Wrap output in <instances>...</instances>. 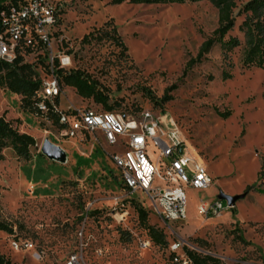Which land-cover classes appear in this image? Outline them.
Wrapping results in <instances>:
<instances>
[{
	"label": "rangeland",
	"instance_id": "374dc122",
	"mask_svg": "<svg viewBox=\"0 0 264 264\" xmlns=\"http://www.w3.org/2000/svg\"><path fill=\"white\" fill-rule=\"evenodd\" d=\"M53 1L59 9L54 53L71 58L65 70L83 72L108 95L116 114L173 119L204 159L212 183L206 189L185 185L187 218L166 225L147 195L125 187L111 158L121 149L100 137L65 136L55 115L36 104L24 106L20 94L0 87V117L36 139L28 159L12 146L0 154V221L13 230L0 229V253L13 264H69L73 255L80 264H175L169 245L181 239L185 247L223 264H264V67L244 68L242 47L226 54L219 42L188 67L219 27L218 10L208 0ZM247 1L237 0L236 12ZM242 20L237 17L226 40L243 41ZM108 21L125 42L126 54L107 39L83 42ZM49 56L37 51L24 53L23 60L45 78ZM224 72L231 77L224 80ZM59 103L63 109H102L70 86L62 87ZM46 143L58 151L48 154ZM147 149L155 160L153 141ZM256 184L262 188L247 190ZM220 193L247 195L220 215L200 214L199 204L213 202ZM140 207L148 212L147 224L164 232L168 246L152 241Z\"/></svg>",
	"mask_w": 264,
	"mask_h": 264
},
{
	"label": "built area",
	"instance_id": "2783aa9c",
	"mask_svg": "<svg viewBox=\"0 0 264 264\" xmlns=\"http://www.w3.org/2000/svg\"><path fill=\"white\" fill-rule=\"evenodd\" d=\"M58 16L59 9L53 0H0V61L13 63L24 53L49 51L50 74L42 78L37 107L55 114L67 137L80 136L84 140L101 133L109 146L121 149L111 153V158L122 172L125 187L147 195L155 213L166 225L184 221L187 218L185 185L206 189L212 183L204 159L168 116L161 119L147 113L138 120L91 107L70 105L63 109L59 103L62 88L56 71L67 69L71 58L65 53H54ZM151 141L157 153L155 160L147 149ZM228 208L231 207L225 208L218 198L211 203L203 201L198 206L199 213L206 217L220 215ZM185 245L181 239L170 244L175 264H194ZM68 263L80 264V261L73 255Z\"/></svg>",
	"mask_w": 264,
	"mask_h": 264
},
{
	"label": "trees",
	"instance_id": "16d2710c",
	"mask_svg": "<svg viewBox=\"0 0 264 264\" xmlns=\"http://www.w3.org/2000/svg\"><path fill=\"white\" fill-rule=\"evenodd\" d=\"M111 4L119 5L125 2L133 4H184L186 2H200L204 0H109ZM219 14V27L214 31L211 38L205 40L200 47L196 58L188 62V67L194 66L203 60L206 54L216 43H221L226 54L231 53L236 48L242 47L241 63L244 68L264 67V0H248L236 12L238 8L237 0H208ZM243 17L239 25V31L243 34V41L238 36H231L226 40V36L235 26L237 17ZM1 32V24H0ZM107 39L126 54L128 48L119 34L116 26L111 22H106L102 27L94 29L84 36V43H91L93 40ZM47 75L50 74L48 65H45ZM61 88L70 86L75 88L78 95L83 98L93 99L97 104L102 105L103 111L114 110V105L109 104V97L99 87L91 82L80 70L57 69ZM231 74L224 72L223 79H229ZM42 77L37 69L30 63H24L23 56L19 55L13 63L0 61V87H8L12 92L22 96L23 105L30 107L35 105L40 99L37 93L41 88ZM55 115V114H53ZM56 116V115H55ZM57 120L58 117L56 116ZM36 144V139L27 133H20L14 128L10 121L0 117V154L8 146H12L15 153L22 158L30 157V149ZM263 172L260 173L262 177ZM262 188L259 184L249 186L247 190ZM264 189V183H263ZM140 219L146 225L152 241L162 247L168 246L166 236L162 230L147 224L148 212L143 207L139 208ZM0 229L12 233L13 230L4 222L0 221ZM244 240V239H243ZM170 246V245H169ZM187 254L194 264H223L218 258L202 254L185 247ZM172 256V254L170 253ZM0 264H13L9 258L0 253Z\"/></svg>",
	"mask_w": 264,
	"mask_h": 264
},
{
	"label": "water",
	"instance_id": "95a60500",
	"mask_svg": "<svg viewBox=\"0 0 264 264\" xmlns=\"http://www.w3.org/2000/svg\"><path fill=\"white\" fill-rule=\"evenodd\" d=\"M44 149L50 155H52L54 152L58 151V148L55 145L51 144V143H46ZM246 195H247V193L242 194V195H236V196H230V195H226L224 193H220L218 195V199L226 200L227 203H228V206L232 208V207L235 206L236 202L239 199H242V198L246 197Z\"/></svg>",
	"mask_w": 264,
	"mask_h": 264
},
{
	"label": "crops",
	"instance_id": "0c3cea01",
	"mask_svg": "<svg viewBox=\"0 0 264 264\" xmlns=\"http://www.w3.org/2000/svg\"><path fill=\"white\" fill-rule=\"evenodd\" d=\"M91 137V136H90ZM96 137H100L102 140L105 141L103 135L101 133H97ZM96 137H94V140L96 141ZM92 138V137H91ZM85 140V139H84ZM106 142V141H105ZM111 147V146H110ZM112 148H115V149H120L119 147H112Z\"/></svg>",
	"mask_w": 264,
	"mask_h": 264
}]
</instances>
